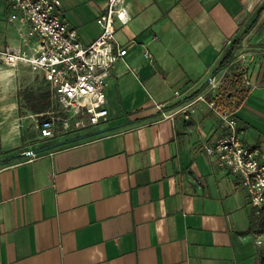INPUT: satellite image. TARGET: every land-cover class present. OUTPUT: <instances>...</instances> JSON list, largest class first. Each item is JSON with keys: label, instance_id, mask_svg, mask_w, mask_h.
Listing matches in <instances>:
<instances>
[{"label": "crops", "instance_id": "0c3cea01", "mask_svg": "<svg viewBox=\"0 0 264 264\" xmlns=\"http://www.w3.org/2000/svg\"><path fill=\"white\" fill-rule=\"evenodd\" d=\"M107 1L61 0L62 18L92 42ZM127 14L115 22L127 54L106 87L109 120L91 130L44 138L36 124L13 146L40 113H19L18 90L48 85L0 58V264H261L252 233L264 218L204 149L220 118L204 102L174 116L156 104L187 105L211 81L241 85L243 68L238 122L245 143L264 148V0H128ZM19 26L0 0V50L21 47Z\"/></svg>", "mask_w": 264, "mask_h": 264}, {"label": "built area", "instance_id": "2783aa9c", "mask_svg": "<svg viewBox=\"0 0 264 264\" xmlns=\"http://www.w3.org/2000/svg\"><path fill=\"white\" fill-rule=\"evenodd\" d=\"M8 21L20 24L21 47L0 50V58L12 67L24 65L39 74L48 85L50 106L37 113L40 135L44 138L77 132L109 120L106 87L115 63L124 59L127 48L116 40V20L128 22V0H108L97 17L101 27L92 42L81 40L77 29L62 18L61 0H4ZM144 55L153 61L151 52ZM138 76L136 68L126 63ZM241 85L229 89L222 97L223 83L204 88L194 101L167 109L156 104L162 116H174L187 110L195 102L206 103L220 118L223 133L204 145L205 152L220 167L234 174L249 194L253 215L264 218V148L248 145L238 122L239 102L250 92L248 74L242 68ZM238 75V74H236ZM230 74V79L234 78ZM214 80V79H213ZM179 95V91H176ZM239 95V97H238ZM236 99V100H235ZM27 154L35 157L33 150ZM263 230H255L252 237L258 247L264 244ZM261 264H264L262 256Z\"/></svg>", "mask_w": 264, "mask_h": 264}, {"label": "rangeland", "instance_id": "374dc122", "mask_svg": "<svg viewBox=\"0 0 264 264\" xmlns=\"http://www.w3.org/2000/svg\"><path fill=\"white\" fill-rule=\"evenodd\" d=\"M236 74H238V73L235 72L233 74L234 77L236 76ZM232 80H234L236 82H239V79H232ZM25 83H27V84L29 83V76L26 78ZM29 85L30 84H28L27 85L28 87L26 86V88H23V89L18 90V91H20V101H19V104H18V111H19L20 114L28 115V116H29V114H32L34 110L31 108L30 103L26 101V99L24 98V95L26 94V92L27 93L28 92H30V93H36V94H38L40 92L39 89L36 91L35 89L29 88ZM230 88L231 89H235L236 90V93H237L238 89L236 88V86H233V87H230ZM225 89H226V87L223 88V89L222 88L220 89V91L222 93V97H225V95H226V93H225L226 90ZM45 91H47V90L43 88V91L42 92H45ZM49 106H50V104H49ZM39 118H40L39 116H35V120L33 119V117H31V118L28 119V125H27L25 131L22 133V136L21 137H18V138L17 137H14V138L11 139V143L13 144V146H17V144H19V142H21L20 139L22 137H24V135H26L28 137H34V135L37 134V131H36V129H35L34 126L37 124V121H38ZM93 128H94V126L89 127V128H86V129L79 130L77 132L88 131V130H91ZM77 132H71V133H77ZM261 237L264 240V232L261 234Z\"/></svg>", "mask_w": 264, "mask_h": 264}, {"label": "trees", "instance_id": "16d2710c", "mask_svg": "<svg viewBox=\"0 0 264 264\" xmlns=\"http://www.w3.org/2000/svg\"><path fill=\"white\" fill-rule=\"evenodd\" d=\"M240 44H241L240 38L239 39H236V40H234L232 42V44L228 48V50H227L224 58L222 59L219 68L226 67L229 64V62L234 59L235 54H236V51L240 47ZM234 84L235 83H232V87L233 86H237V84H235V85ZM230 87H227L225 89L226 92L229 90ZM220 93H221V91H220ZM221 95H222V93H221ZM24 98L26 99L27 102L30 103L31 108L35 112H43V111H46L47 108L49 107V104H50V99H49V93H48V91L41 92L38 95H35L34 93H30V92L27 93L26 92V94L24 95Z\"/></svg>", "mask_w": 264, "mask_h": 264}]
</instances>
